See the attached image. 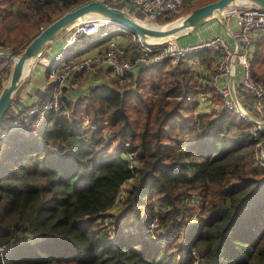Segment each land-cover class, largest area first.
Instances as JSON below:
<instances>
[{"label": "trees", "instance_id": "obj_1", "mask_svg": "<svg viewBox=\"0 0 264 264\" xmlns=\"http://www.w3.org/2000/svg\"><path fill=\"white\" fill-rule=\"evenodd\" d=\"M84 3L0 0V45L22 50ZM209 53L144 68L129 85H100L69 103L70 118L52 111L27 135L0 139V264H264V162L249 124L223 108L213 71L190 67ZM252 70L264 85V38ZM202 95L216 101L210 113H197ZM154 216L155 236L145 234ZM126 223L142 233L120 237ZM177 232L181 242L154 240Z\"/></svg>", "mask_w": 264, "mask_h": 264}, {"label": "built area", "instance_id": "obj_2", "mask_svg": "<svg viewBox=\"0 0 264 264\" xmlns=\"http://www.w3.org/2000/svg\"><path fill=\"white\" fill-rule=\"evenodd\" d=\"M93 0H85V3ZM112 7L125 9L135 18L144 20L150 26L162 25L168 20L182 14L187 0H96ZM237 12L238 20L233 30H228L230 39L220 35H209L196 42L178 45L177 42L153 43L142 40L131 31L121 27L125 33L135 39L136 52H129L124 46L111 39L104 53L85 56L83 58H64L67 47L77 45L83 37L99 34L100 30L110 24L101 18L92 17L72 27L68 34L64 48L60 51L52 67L50 61H44L52 67L48 77L53 82L51 98L40 106H34L19 111L14 117H5L0 121V139H7L15 135H27L37 128L49 112H56L63 117L70 118L71 110L62 100L64 87L76 74L92 73L106 69L120 85H129L140 70L162 65L170 60L177 66L180 60L191 55L212 50L217 55V65L213 72V86L220 95L223 108L247 122L250 133L256 142L257 157L264 162V85L253 76L252 50L255 34L264 33V11L251 4H237L231 8ZM119 26V25H118ZM0 51L10 53L9 49L0 45ZM11 60L5 58L0 67V85L4 83L2 77L10 67ZM6 77V76H5ZM79 119L85 126H90L87 115L81 114ZM94 128V126H92ZM96 128V127H95ZM104 134L108 136L109 124L105 121L101 125ZM130 144H124L122 156L130 166L137 164L135 154L129 151ZM260 151V153H259ZM125 185L119 191L116 202H123L126 196ZM159 227V219L154 216L146 226V234H155ZM155 236V235H154ZM174 237H169L170 243ZM196 256V253L193 252Z\"/></svg>", "mask_w": 264, "mask_h": 264}, {"label": "water", "instance_id": "obj_3", "mask_svg": "<svg viewBox=\"0 0 264 264\" xmlns=\"http://www.w3.org/2000/svg\"><path fill=\"white\" fill-rule=\"evenodd\" d=\"M248 3L264 11V0H216L204 4L173 20L159 26L142 25L130 12L125 9L112 7L100 1H90L81 4L55 19L43 28L22 50L19 52L3 53L12 61V67L6 85L0 92V121L12 105L13 99L25 83L38 63L44 62V55L49 48L61 40L67 39L69 30L81 23L85 17L101 18L119 25L139 36L144 41L150 39H171L175 41L189 36L200 28L216 21L220 16L237 5L236 3ZM165 43V42H153ZM27 65V72H23ZM7 114V113H6Z\"/></svg>", "mask_w": 264, "mask_h": 264}, {"label": "crops", "instance_id": "obj_4", "mask_svg": "<svg viewBox=\"0 0 264 264\" xmlns=\"http://www.w3.org/2000/svg\"><path fill=\"white\" fill-rule=\"evenodd\" d=\"M17 6H13V9ZM12 16V13L10 14ZM219 20V19H218ZM11 17L8 19V22H11ZM217 22V21H213ZM211 22L210 24L200 28L189 36H185L177 41V44L182 46L188 43L196 42L201 39L208 37L209 35H220L224 36L227 39H230L227 35V31L233 30L236 27V22L232 21H223L220 20L218 26L215 27V24ZM109 27V28H108ZM108 28V29H106ZM103 31L101 32V30ZM99 34L94 36H86L83 37L77 45L72 47H67L66 52L63 55L64 58H83L86 55H95L98 53H104L109 41L116 37L117 39L122 38V36L130 35L121 30L120 26L116 24H110L103 27ZM130 40L125 42L123 45L129 52H136V41L135 39L127 36ZM264 38V33L255 34V40L252 50V58L255 52L256 46L260 42V40ZM66 43L65 37L61 40L54 43L49 50L44 55V60L50 61L52 67L55 63L56 57L59 55L60 51L64 48ZM5 59V58H4ZM1 60V57H0ZM217 61V58H216ZM161 66V65H159ZM50 65H47L44 62L38 63V66L32 70L29 79L23 83L18 92L16 93L12 105L7 111L6 117H14L16 114L24 109H28L34 106H40L42 103L48 101L51 98L53 82L49 80V73L52 69ZM210 69V67H208ZM205 66H197V69L193 68L196 73L201 76L211 75V69L208 70ZM141 71V70H140ZM139 71V72H140ZM106 72V73H105ZM139 72L134 76V80L136 79ZM210 72V73H209ZM115 81L111 76V73L103 69L96 75H85V74H76L74 75L64 87L62 100L69 107V103H74L83 97L87 96L94 88L103 85L110 84ZM4 84V83H3ZM95 86V87H93ZM202 97V98H201ZM199 99V106L197 113H205L207 111V107L204 102H208L209 98L205 95H202ZM210 102V101H209ZM211 103V102H210ZM70 109V107H69ZM71 110V109H70ZM210 113V112H209ZM59 114V113H57ZM83 114V113H81ZM30 133V131H29Z\"/></svg>", "mask_w": 264, "mask_h": 264}, {"label": "rangeland", "instance_id": "obj_5", "mask_svg": "<svg viewBox=\"0 0 264 264\" xmlns=\"http://www.w3.org/2000/svg\"><path fill=\"white\" fill-rule=\"evenodd\" d=\"M204 0H187V3H186V8H185V10L182 12V14L181 15H183L184 13H186V12H188V11H190V10H192L194 7H198V6H200V4L203 2ZM18 9H17V7L16 8H14L13 9V13H12V16H10L11 17V19H12V21L14 20L13 18L16 16V11H17ZM180 15V16H181ZM237 16H238V14H237V12L236 13H234V11H232L231 9L230 10H228L227 12H225V14H223L222 16H220V18H218L216 21L217 22H213V24H215V27L216 26H218V23H220V20H223V21H232V22H237V20H238V18H237ZM9 17V18H10ZM8 18V19H9ZM8 19L6 20V21H8ZM109 28V27H108ZM108 28H106V29H108ZM121 28V27H120ZM43 29V28H42ZM41 29V30H42ZM40 30V31H41ZM39 31V32H40ZM103 31V29L101 30V32ZM38 32V33H39ZM37 33V34H38ZM36 34V35H37ZM36 35H34L28 42H27V44L36 36ZM127 36H129V37H131L132 38V35L130 34V35H127ZM127 36H122V38H120V39H117L116 37H114L113 38V40H115L116 42H118L120 45H125L124 43L125 42H127L128 40H130ZM134 39V38H133ZM129 42V41H128ZM26 44V45H27ZM25 45V46H26ZM5 46V45H4ZM6 48L8 47V49L10 50L9 52H11L12 51V48L10 47V46H5ZM106 48V47H105ZM20 51V50H19ZM19 51H17V52H19ZM207 51H210V53H209V62H206L207 64H209V66H210V69H211V71H213L214 72V70H215V67H216V65H217V61H216V58H217V55H216V53L214 52V51H212V50H207ZM15 53V52H14ZM0 54H3V52H1L0 51ZM7 54H9V53H7ZM86 56H89V55H86ZM1 57V60H0V67L2 66V62H3V60H4V57L5 56H0ZM44 61H47L46 59L44 60ZM172 63V62H171ZM206 63H203L202 61H200V60H197V59H194V60H192V61H189V65H190V67L191 68H195V69H197V66H205V67H209V66H207L206 65ZM172 65H173V63H172ZM175 66V65H174ZM11 67H12V61H11V65H10V67L5 71V76H3L2 77V81H4V84L2 85V83H1V85H0V92L2 91V89L4 88V86L6 85V82H7V80H8V78H9V75H10V71H11ZM209 68H208V70H210ZM100 71H102V69L101 70H99L96 74H98ZM106 73V72H105ZM210 73V72H209ZM92 73H85V75H91ZM96 74H94V75H96ZM108 81L109 82H111V80L110 79H108ZM112 83V82H111ZM93 87H95V86H93ZM202 98V97H201ZM211 99H209V101L211 102H204V104L206 105V107H207V111H209V112H211L212 110H213V108H214V104H216V101L212 98V97H210ZM201 100V99H200ZM217 106V105H216ZM220 105H218L217 107L219 108V109H222V107H219ZM249 130H250V126H249ZM234 132H235V130L232 132V133H229V134H227V136L228 137H230V138H232L233 140H235L234 138ZM12 137V136H11ZM106 138L108 139V137L106 136ZM4 140V139H3ZM112 145H115V142H113V144ZM256 150H257V148H256ZM257 153H258V151H257ZM259 153H260V151H259ZM125 188V187H124ZM119 211V210H118ZM118 211H114V212H118ZM108 220V219H107ZM108 223H109V220H108ZM148 225V224H147ZM145 229H146V226H144L143 228H142V231L146 234V232H145ZM120 233H121V235H120V237L121 236H125V235H130V234H139V233H142L139 229L137 230V229H135L132 225H131V223H126V224H124L123 225V227H122V229H121V231H120ZM162 236V235H161ZM170 237H174V240L173 241H180L181 242V240L183 239V234H182V232H177V233H175V234H173L172 236H170ZM167 238H169V237H167ZM179 239V240H178ZM154 240L156 241V242H159L160 244L162 243V244H170L167 240H161V238H158L157 236L156 237H154ZM172 243V242H171Z\"/></svg>", "mask_w": 264, "mask_h": 264}, {"label": "bare ground", "instance_id": "obj_6", "mask_svg": "<svg viewBox=\"0 0 264 264\" xmlns=\"http://www.w3.org/2000/svg\"><path fill=\"white\" fill-rule=\"evenodd\" d=\"M236 4H247V3H240V2H238V3H236ZM228 10H229V8H228ZM227 10V11H228ZM90 18H92V17H85L84 19H82L81 21L83 22V21H86V20H88V19H90ZM142 25H148L144 20H142V19H139V18H136ZM169 40H171V39H150V42H166V41H169ZM173 42V41H172ZM27 69H28V67H27V65H25L24 66V69H23V72H27Z\"/></svg>", "mask_w": 264, "mask_h": 264}]
</instances>
